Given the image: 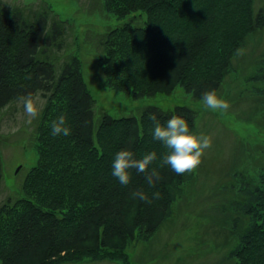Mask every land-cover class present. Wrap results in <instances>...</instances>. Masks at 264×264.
<instances>
[{
	"label": "trees",
	"instance_id": "16d2710c",
	"mask_svg": "<svg viewBox=\"0 0 264 264\" xmlns=\"http://www.w3.org/2000/svg\"><path fill=\"white\" fill-rule=\"evenodd\" d=\"M252 1L99 0L104 13L129 18L103 39L101 69L109 72L108 87L134 99L170 95L177 87L197 101L205 91L218 93L232 72L235 53L264 27V10L254 18ZM225 10L231 23L221 28ZM64 33L49 10L0 13V112L37 95L46 102L34 131L37 164L15 200L0 208V264L83 259L129 264V243L148 242L171 215L182 186L195 178V170L177 175L160 166L168 150L153 139L149 116L155 114L164 124L180 115L196 131V113L186 107L163 112L149 106L139 116H95L80 60L65 55ZM261 69L256 79L264 81ZM60 115L71 129L68 136L51 134V122ZM124 148L137 159L157 153L149 166L160 174L154 187L135 169L127 186L112 175L115 154ZM137 190L152 202L133 199ZM230 190L234 196L221 219L225 258L232 264H264V170ZM157 191L160 198L153 199Z\"/></svg>",
	"mask_w": 264,
	"mask_h": 264
},
{
	"label": "rangeland",
	"instance_id": "374dc122",
	"mask_svg": "<svg viewBox=\"0 0 264 264\" xmlns=\"http://www.w3.org/2000/svg\"><path fill=\"white\" fill-rule=\"evenodd\" d=\"M98 1L0 0V13L18 9L23 14L32 11L37 15L49 10L50 16L62 22L63 47H68L65 55H75L80 60L83 82L95 101V116H139L149 106L163 112L186 107L196 113V131L211 137V148L195 169V178L182 186L171 215L158 231L148 242L140 239L129 243L125 252L129 264H232L225 258L228 247L224 245L222 209L228 208L233 199L231 186L237 189L240 181L256 178L264 170V81L256 79L264 68V27L254 30L231 59L232 72L217 93L230 103V108L214 112L180 87L170 95L143 99L111 90L105 78L109 72L101 69L105 56L103 39L129 18L116 19L104 13ZM251 9L255 18L264 10V0H253ZM220 16L221 28L231 23L227 20L231 17L228 10ZM62 63L60 59L58 65ZM26 102L35 111V118L25 111ZM45 103L37 95L0 112V208L15 200L26 176L37 164L34 131ZM63 264L117 263L83 259Z\"/></svg>",
	"mask_w": 264,
	"mask_h": 264
},
{
	"label": "clouds",
	"instance_id": "9594fccd",
	"mask_svg": "<svg viewBox=\"0 0 264 264\" xmlns=\"http://www.w3.org/2000/svg\"><path fill=\"white\" fill-rule=\"evenodd\" d=\"M201 102L211 111H228L230 103L217 95L215 90L205 91L201 94ZM25 111L32 118L36 113L30 103H25ZM149 119L154 122L152 131L153 139L160 141L168 150L163 156L160 166H169L177 175L190 173L195 170L202 162L206 150L211 148V137L203 132L193 131L189 128L186 119L180 115L171 116L164 124L155 114H151ZM51 134L53 136H68L71 129L67 125L64 115L58 116L51 122ZM157 159L155 151L145 154L142 158L137 159L131 149L124 148L119 150L112 162V175L117 178L120 184L127 186L131 181V169L139 173H145L146 181L149 187H154L155 182L160 179L159 172L149 166ZM133 199H139L146 203L152 201L142 191L137 190L132 193ZM160 193H153V199H159Z\"/></svg>",
	"mask_w": 264,
	"mask_h": 264
}]
</instances>
